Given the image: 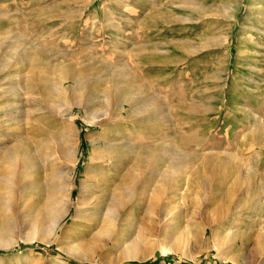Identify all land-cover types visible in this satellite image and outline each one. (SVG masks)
Returning a JSON list of instances; mask_svg holds the SVG:
<instances>
[{
  "label": "rangeland",
  "instance_id": "374dc122",
  "mask_svg": "<svg viewBox=\"0 0 264 264\" xmlns=\"http://www.w3.org/2000/svg\"><path fill=\"white\" fill-rule=\"evenodd\" d=\"M0 43L1 149L20 141L19 87L32 74L37 85L66 79L100 114L128 100L132 114L124 110L118 132L138 150L168 154L151 160L152 191L135 187L110 234H81L85 220L73 206L60 226L80 235L83 248L66 253L23 226L26 203L44 192L52 167L37 150L26 189L17 188L19 177L13 194L0 191V232L9 229L0 264H264V0H0ZM40 112L37 136L69 135ZM72 124L77 198L87 136L102 128L83 117ZM172 145L184 154L179 165ZM165 174L175 176L170 184Z\"/></svg>",
  "mask_w": 264,
  "mask_h": 264
},
{
  "label": "bare ground",
  "instance_id": "6f19581e",
  "mask_svg": "<svg viewBox=\"0 0 264 264\" xmlns=\"http://www.w3.org/2000/svg\"><path fill=\"white\" fill-rule=\"evenodd\" d=\"M27 79L26 89L19 87L23 90L26 98V104L21 105L23 110L18 120L20 124L16 130L20 141L11 148L4 150L0 148V191L9 190L13 194L16 187L14 188L12 183L19 177L17 188L26 189L27 183H23L22 179L24 176L31 175L36 168L37 162L33 157L38 153L37 150L46 153L47 160H50L52 166L47 187L43 190L45 193L39 192L31 199L26 197L29 199V202L26 203L28 207H25L28 208V214L23 226L42 234L41 238L46 243H59L61 249L69 253L71 249L83 248L80 235L65 236V231L63 232L60 226L62 219L68 216L72 207L76 208L77 218L85 220L81 221V227L84 229L80 232L81 234L89 233L90 237L95 240L100 235L111 233L115 220L127 210L135 187L143 186L147 191H152V176L156 171L150 167L151 160H161L168 154L153 146L142 151L138 150V144H134L128 136H123V134L121 136L118 132V128L122 125V118L125 117L124 110L129 111V116L132 114L130 108L127 107L132 103L128 100H123L116 112L109 113L108 111L100 114L96 112L97 106L94 104V98H84L83 91L80 96L77 95L72 87L69 88L66 85V79L56 87H53L50 80L37 85L36 77L32 74ZM39 96H41L40 100ZM38 101L42 102L43 107L39 106ZM76 107L81 108L80 114L74 112ZM7 108L9 109V107ZM42 110L52 116V122L57 123L60 120V124H66L70 128L69 135L64 134L61 130H56L51 134V141L37 136L39 128H36L35 122L40 121L38 114ZM77 117H83L90 125L100 126L102 131L87 136L91 143L90 162L83 171L84 175L79 187L80 194L77 198H73V188L77 186L73 172L79 163L77 156L79 130L73 126L72 122ZM3 123V120L0 119V139L4 133L2 132L4 129L1 128H4ZM10 131L7 130L6 136L10 134ZM0 144H2L1 141ZM172 146L170 151L178 152L176 147ZM178 153L169 157L170 161L177 165H179L177 161L181 160L184 155ZM64 163L65 165H63ZM178 168L180 170L181 167L178 166ZM172 177L175 176L165 174L163 181L170 184L169 182L174 180ZM157 192L159 193V191ZM11 197L13 196L10 195L9 198ZM8 231L9 229L1 231L0 237L8 238L6 237ZM214 236L220 238L217 232L214 233Z\"/></svg>",
  "mask_w": 264,
  "mask_h": 264
},
{
  "label": "trees",
  "instance_id": "16d2710c",
  "mask_svg": "<svg viewBox=\"0 0 264 264\" xmlns=\"http://www.w3.org/2000/svg\"><path fill=\"white\" fill-rule=\"evenodd\" d=\"M143 264H154L153 262H146V263H143Z\"/></svg>",
  "mask_w": 264,
  "mask_h": 264
}]
</instances>
